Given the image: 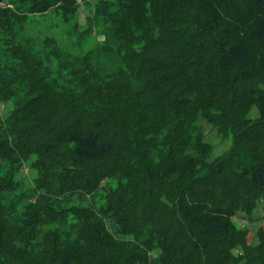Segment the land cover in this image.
<instances>
[{
    "label": "trees",
    "instance_id": "trees-1",
    "mask_svg": "<svg viewBox=\"0 0 264 264\" xmlns=\"http://www.w3.org/2000/svg\"><path fill=\"white\" fill-rule=\"evenodd\" d=\"M239 212L264 218V0H0V264H264Z\"/></svg>",
    "mask_w": 264,
    "mask_h": 264
},
{
    "label": "rangeland",
    "instance_id": "rangeland-1",
    "mask_svg": "<svg viewBox=\"0 0 264 264\" xmlns=\"http://www.w3.org/2000/svg\"><path fill=\"white\" fill-rule=\"evenodd\" d=\"M81 14H86V9L84 7L81 8ZM56 22H58L56 17H53V15H48L47 19H45V22L41 20L40 22L33 24L32 30L36 32H38V30L44 31L46 33H52L59 36L64 30V24L60 22L59 28H57V31H55L52 26ZM1 107L3 114H6L10 109L11 104H3ZM254 112H256V110ZM201 123L206 131V139L214 145V153L216 155L220 154L221 152L230 147V142L218 135L217 131L213 129L212 125H210L206 121H202ZM259 216H261L260 212H256L254 214V217ZM234 219L239 225L246 226L250 229L249 239L251 241L253 240V235L256 232L257 228L261 225L264 227V218L258 220L255 219V221H252L246 214L239 212Z\"/></svg>",
    "mask_w": 264,
    "mask_h": 264
}]
</instances>
